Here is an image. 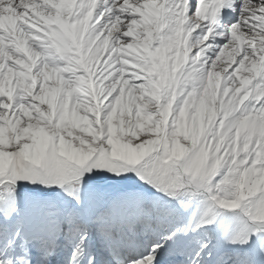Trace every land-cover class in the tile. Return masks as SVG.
Listing matches in <instances>:
<instances>
[{
	"label": "snow or ice",
	"instance_id": "6c2138e0",
	"mask_svg": "<svg viewBox=\"0 0 264 264\" xmlns=\"http://www.w3.org/2000/svg\"><path fill=\"white\" fill-rule=\"evenodd\" d=\"M0 264H264V0H0Z\"/></svg>",
	"mask_w": 264,
	"mask_h": 264
}]
</instances>
